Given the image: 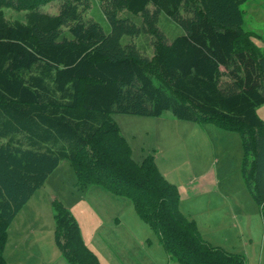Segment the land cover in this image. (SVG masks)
Returning <instances> with one entry per match:
<instances>
[{
	"label": "trees",
	"instance_id": "obj_1",
	"mask_svg": "<svg viewBox=\"0 0 264 264\" xmlns=\"http://www.w3.org/2000/svg\"><path fill=\"white\" fill-rule=\"evenodd\" d=\"M50 1L0 0V246L17 212L67 160L77 187L98 184L129 199L169 259L245 264L202 240L179 212L176 188L150 157L132 161L109 115L170 112L177 120L237 132L240 176L264 229V123L256 115L264 106V54L242 29L239 7L248 0H113L130 14L150 7L183 29L168 43L156 41L150 59L133 47L121 52L120 39L94 46L95 36L104 35L94 22H76L69 38L41 42L37 36L58 34L66 22L64 4L77 0H59L54 16L40 13ZM103 1L104 17L111 19L112 0ZM183 6L193 15L183 18ZM7 8L25 12L24 22L5 19ZM54 208L55 241L65 260L98 264L72 215L59 204Z\"/></svg>",
	"mask_w": 264,
	"mask_h": 264
},
{
	"label": "rangeland",
	"instance_id": "obj_2",
	"mask_svg": "<svg viewBox=\"0 0 264 264\" xmlns=\"http://www.w3.org/2000/svg\"><path fill=\"white\" fill-rule=\"evenodd\" d=\"M103 4V0L64 4V26L58 34L37 36L38 39L53 41L58 35L69 38V28L74 23L94 22L104 33L95 36L99 39L91 42L94 46L100 40L99 46H105L106 40L113 45L120 39L121 52L133 47L140 57L150 59L156 41L159 44L163 38L168 43L183 35L177 23L150 7L130 14L112 0L107 5L113 4L112 17L107 20ZM61 6L59 0L50 1L39 6L38 11L54 16ZM239 10L242 29L257 35L258 42L264 45V0H248ZM192 11L191 6H183L181 16L190 17ZM3 13L9 20L24 22L25 12L7 8ZM256 112L264 121V106L256 108ZM109 118L128 145L132 161L139 164L150 157L158 173L176 188L178 210L196 228L201 227L196 223L203 218L199 208L203 197H190L206 189L218 191L212 195L216 199L209 197L217 202L213 217H219L216 227L209 230L212 246L243 257L245 264H264V231L240 176L242 150L237 132L209 123L177 120L170 112L159 117L115 112ZM55 203L72 215L84 246L98 264H178L168 261L155 234L139 220L129 199L98 184L77 187L67 160L56 165L11 220L0 246L4 264H69L55 241Z\"/></svg>",
	"mask_w": 264,
	"mask_h": 264
},
{
	"label": "crops",
	"instance_id": "obj_3",
	"mask_svg": "<svg viewBox=\"0 0 264 264\" xmlns=\"http://www.w3.org/2000/svg\"><path fill=\"white\" fill-rule=\"evenodd\" d=\"M252 42L264 54V52H263L264 51V45H262L260 42H258L257 35L255 36V35L252 34ZM256 115L258 116L259 119H261L259 117V115L257 114V112H256ZM261 120H263V119H261ZM262 122H264V121H262ZM214 193H218V191H216L214 188L212 190L206 189V190H204V191H202V192L190 197V199H197L199 197H203L202 198L203 201H201V205L199 206L201 212L203 213V218L200 219L199 221H197L198 223H196V224H199V223L201 224L200 225L201 226L200 229H198L199 227H197L199 235H200V237L202 238L203 241L207 242L211 246H212V244H214V241H213V238H212L211 234L209 233V230H210V228L211 229L215 228L216 225L219 222L218 221V218H219L218 216L213 217V215L217 214V212H216V205L217 204H215L217 202L216 201L213 202L214 199L211 200V198H209V197L215 198V196L214 197L212 196V195H214ZM210 194H211V196H210ZM257 212H258V210H257ZM258 216H259V213H258ZM259 219H260V217H259ZM260 222H261V220H260ZM261 227H262V223H261ZM262 230L264 231L263 227H262ZM213 247H217V246H213ZM164 254H165V252H164ZM165 256H166V254H165ZM166 258L168 259V261H173V260L169 259L167 256H166Z\"/></svg>",
	"mask_w": 264,
	"mask_h": 264
},
{
	"label": "clouds",
	"instance_id": "obj_4",
	"mask_svg": "<svg viewBox=\"0 0 264 264\" xmlns=\"http://www.w3.org/2000/svg\"><path fill=\"white\" fill-rule=\"evenodd\" d=\"M5 19H8L7 15L5 16Z\"/></svg>",
	"mask_w": 264,
	"mask_h": 264
}]
</instances>
